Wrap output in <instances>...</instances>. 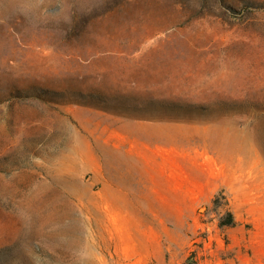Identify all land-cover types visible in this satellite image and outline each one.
<instances>
[{"label": "rangeland", "instance_id": "374dc122", "mask_svg": "<svg viewBox=\"0 0 264 264\" xmlns=\"http://www.w3.org/2000/svg\"><path fill=\"white\" fill-rule=\"evenodd\" d=\"M0 264H264V0H0Z\"/></svg>", "mask_w": 264, "mask_h": 264}, {"label": "crops", "instance_id": "0c3cea01", "mask_svg": "<svg viewBox=\"0 0 264 264\" xmlns=\"http://www.w3.org/2000/svg\"><path fill=\"white\" fill-rule=\"evenodd\" d=\"M176 176H180L182 178L183 174L176 175V174H173V172H169V174H168L169 178H173V177H176Z\"/></svg>", "mask_w": 264, "mask_h": 264}, {"label": "trees", "instance_id": "16d2710c", "mask_svg": "<svg viewBox=\"0 0 264 264\" xmlns=\"http://www.w3.org/2000/svg\"><path fill=\"white\" fill-rule=\"evenodd\" d=\"M229 217H230V223L226 224V225H233L234 224V219H233L232 214H229Z\"/></svg>", "mask_w": 264, "mask_h": 264}]
</instances>
